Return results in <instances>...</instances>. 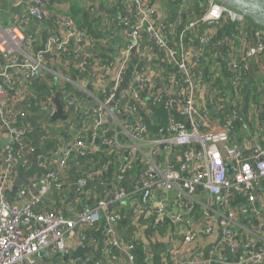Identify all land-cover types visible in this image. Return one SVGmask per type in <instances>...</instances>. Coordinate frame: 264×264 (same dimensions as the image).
<instances>
[{
	"label": "built area",
	"instance_id": "2783aa9c",
	"mask_svg": "<svg viewBox=\"0 0 264 264\" xmlns=\"http://www.w3.org/2000/svg\"><path fill=\"white\" fill-rule=\"evenodd\" d=\"M53 1L63 3V0ZM124 1L132 18L122 20V24L130 31L131 39L120 60L110 65L100 64L87 54L94 46L92 39L87 37L85 29L77 28L63 10L58 12V22L49 31L46 52L51 50L65 58L68 65H74L80 71V82L87 79L83 75L87 68L97 65L100 77L112 76L124 89L110 90L103 99L91 95L94 106L81 120L84 135L62 144L55 172L47 174L36 191L20 190L14 204L4 197L3 190L7 179L13 175V168L24 164L28 151V127L24 119L29 107L23 103L32 92L40 99L46 96L45 109L40 107L39 112L42 111L44 121L51 123L49 119L55 106L50 100L56 90L65 88L69 79L46 68L42 54L34 55L35 32L41 23L37 11L46 13L49 9L46 0H13L15 5L10 6L18 9L14 22L0 23V141L4 134L8 136L4 143L7 170L0 174V264H35L34 259L39 256L43 260L52 259L58 254L64 237L77 226L94 225L102 218L107 224L115 225L109 233V245L120 247L115 232L122 214L108 208L127 198L132 204L129 213L133 218L145 205L149 206V214L155 215L154 224L168 217L182 235L183 245L203 238L211 240L207 257L186 264H229L221 258L227 250L236 253L232 264H264V122H259V107L254 105L250 94L245 100L249 103L248 110L246 102H242V80L251 60L264 107V28L254 26L248 31L245 26L248 18L244 13L217 0H203L204 11L199 16L188 12L185 22L179 23L178 49L167 52V60L176 71L165 76L154 53L166 50L177 26H169L166 11L158 10L155 0ZM226 24L240 26L242 39L254 42L245 47L240 64L231 68L228 94L231 116L227 123H217L211 122L209 103L196 102L191 93L202 75L204 52L212 47L215 36ZM143 41L145 47L140 51ZM132 50L135 56L132 55L131 60ZM15 80L19 81L18 86L13 85ZM25 80L43 81L47 93L39 95ZM110 102H113L112 107ZM20 104L25 110L16 109ZM160 104L169 113L163 137L159 133L152 135L146 129L147 123L159 124V116H155L148 105L157 107ZM173 107H177L178 115L183 117L181 120L172 117ZM21 113L24 114L23 126L17 127L15 124ZM152 119L155 124L151 123ZM111 120L119 123L112 124ZM186 121L188 129L183 124ZM247 137L253 141L257 153L252 159L238 149ZM234 139L236 142L241 139V143L231 145ZM98 141L104 148L97 145ZM16 142L18 148L14 146ZM98 152L116 155L113 171L117 183L113 185L108 202H100L96 209L82 207L75 220L54 211H33L34 206L43 203L52 193L61 194L65 190L64 169L71 155ZM172 153L177 155L175 164L170 163ZM136 160L144 166L141 175L124 177L121 172ZM119 161H122L121 166L115 172ZM92 165L100 167L101 178L109 169V164L102 161ZM86 174L87 178L77 179L80 194L95 178L92 171ZM127 178L134 184L129 192L119 186ZM137 192H141L139 199L133 198ZM163 195L166 200L158 202V197L163 198ZM243 198L246 200L242 202ZM173 206L176 208L167 210ZM198 211H205V215ZM117 259L108 256V261ZM126 259L133 264L132 258L126 256ZM169 264L181 263L170 258Z\"/></svg>",
	"mask_w": 264,
	"mask_h": 264
},
{
	"label": "crops",
	"instance_id": "0c3cea01",
	"mask_svg": "<svg viewBox=\"0 0 264 264\" xmlns=\"http://www.w3.org/2000/svg\"><path fill=\"white\" fill-rule=\"evenodd\" d=\"M13 0H0V23H12L18 14V9L11 7L15 5ZM48 10L45 16V25L41 21L38 31L35 32V45L33 46L34 55L42 54L43 62L46 68L55 70L57 74L67 76L69 83L64 89H59L64 92L63 104L64 113L69 114V122L55 121L54 123H48L44 121V116L41 112H28L26 113V124L28 127L27 134V154L24 155V164L16 165L12 172V177L8 178L4 186L3 195L12 204L17 202V194L22 189L29 191H36L37 187L41 185L47 174L55 172V162L59 158L62 144L70 142L76 136L84 135L85 128L82 125V118L84 113L88 109L92 108L89 105L92 97L99 99V97L113 89H120L123 91V84H119L114 77H100L99 67L97 65L87 68V79L81 81L80 71L75 68L74 65H68L65 58L54 54L51 50L46 52L48 40L50 39V30L55 28L58 22V12L65 9V2H55L53 0H46ZM79 2V1H78ZM87 10V16L89 18V28L91 30H99V33L91 35L87 32V37H90L94 43L92 48L87 50V54L92 58L93 56L100 62V64L110 65L120 60L126 45L130 43L131 35L130 31L122 24V20H130L132 18L131 12L125 5L124 0H84L79 2ZM155 4L158 10L166 11L165 16L168 17L169 26H177L174 37H171V43L166 45V50L155 51L154 58L159 62L164 71V75L168 76L173 74L175 66L167 60V52H173L178 49L179 40L177 38V32L180 29L179 23H184L188 17V12L193 16H199L204 11L203 0H155ZM87 5V6H85ZM52 25V26H51ZM51 26V28H49ZM232 24H226L217 33L213 40L212 47L204 52L202 63V75L199 80L196 89L192 90L191 96L196 102H203L205 105L212 100V90L215 91L214 86L220 88L224 92H229V85L232 78V66L234 64H240L245 47L249 44H253L254 40L244 41L239 34V31H231ZM87 29L85 28V31ZM32 33V31H29ZM145 47V46H144ZM141 49V50H140ZM143 48H139L142 51ZM90 50V51H89ZM131 60L132 54L130 52ZM151 60V58H148ZM77 73V74H76ZM185 75L183 76V79ZM99 79L101 81H99ZM91 81V84H90ZM78 84L80 87H76ZM40 87L44 92L45 83L39 82ZM227 88V91L224 90ZM243 96L242 102H246L247 95H251L254 99L256 93L260 98L262 91L258 86V80L256 78H249V75L242 80ZM55 90V89H54ZM92 95V97H91ZM71 102V103H70ZM247 103V102H246ZM209 105V104H208ZM262 106V105H261ZM171 115L174 119L181 120L183 117L178 115L177 107H173ZM17 110H25V106L16 105ZM73 110V111H72ZM177 110V111H176ZM259 113L262 114L260 123L264 122L263 108L259 107ZM153 120H151L152 124ZM186 125L185 122H183ZM2 126L0 116V127ZM264 130V129H263ZM103 133V130H102ZM264 133V131H263ZM8 140V136L4 134L0 141V174H4L6 169L4 159V143ZM241 143V139H238L236 144ZM253 141L250 137H247L241 145L245 149L244 155L249 159H252L257 153L254 150ZM97 145L104 148L97 142ZM197 151V149H196ZM195 152V151H190ZM125 156V155H124ZM170 163L175 164L177 155L172 153L170 155ZM50 162V163H49ZM46 163V164H43ZM98 163V162H97ZM122 161L116 163L115 172L118 166H121ZM112 170V168H111ZM95 173V178L89 181L86 190L80 194V188L77 182V175L81 172ZM100 167H95L92 163H88L84 166L67 165L64 169V179L66 181V188L61 194L52 193L43 201L44 211H54L58 215L75 220L77 213L82 207L89 209H96L100 202H108L109 198L114 190L113 185L117 183L115 181L114 171L110 174L108 180L101 178ZM120 184V183H119ZM117 185V184H116ZM264 188L262 189V193ZM260 195V193H259ZM136 198V197H135ZM166 200L158 197V202ZM135 201V200H132ZM130 200L123 199L120 202L113 203L109 206L108 210L112 212H121L122 214H129L131 210ZM201 209L200 206H198ZM176 206L167 207V210H173ZM201 215H205V211H198ZM164 217V215L162 216ZM170 220L168 217H165ZM134 221V218H132ZM171 221V220H170ZM115 229L111 223L107 224L102 218L98 223L87 226H77L73 232L65 236L60 244L61 256H54L52 259L43 260L38 258V262L35 264H130L126 258L109 260L106 254V250L111 249L109 245V233ZM115 239L122 243L124 240L123 232H115ZM208 238V237H207ZM211 247V240L203 238L194 244L183 245L180 242L173 243L168 248V255L166 258H171L173 261L181 264H186L191 261L202 260L208 256V251ZM40 257V256H39ZM235 252H226L221 256L223 261L232 264L231 261L235 259ZM162 264H169L166 259H163Z\"/></svg>",
	"mask_w": 264,
	"mask_h": 264
},
{
	"label": "trees",
	"instance_id": "16d2710c",
	"mask_svg": "<svg viewBox=\"0 0 264 264\" xmlns=\"http://www.w3.org/2000/svg\"><path fill=\"white\" fill-rule=\"evenodd\" d=\"M67 5L65 9H67V16H70V18L73 20L74 25H76L77 28L81 29H87L86 33L88 32L90 35L91 33L94 34L93 31L96 33H99V30H91L89 28V18L87 16V10L80 5L77 0H63ZM87 6V5H85ZM245 26L248 27V31H251V27H256L254 23L250 19H248V22L245 23ZM240 26L238 25H232L231 31H239ZM71 59V57H68ZM77 74V73H76ZM87 78V72L83 74ZM27 86L35 87V90L38 93H43L42 88L40 87L39 83L40 81L34 83L29 82L28 80H25ZM13 85L18 86L19 81L15 80L12 82ZM214 90H212V102L209 103V117L211 119V122H221V123H227L228 118L231 116V110L232 107L229 104L227 88H224L227 92L222 91L220 88H217L214 86ZM107 95V92L102 94L100 96L101 99L104 98V96ZM254 99L257 101V103H254L255 106L263 108L264 113V107L260 105V98H258V95L256 93V96ZM40 97L37 95V93H29L28 98L26 101H24V105L28 106V112H39L40 110ZM249 103L245 104L246 110H248ZM213 112H212V111ZM27 112V113H28ZM22 116H19L17 119V122L15 126L22 127L23 126V117L24 114L21 113ZM262 114L259 113V119L261 120ZM24 122L26 123V120L24 119ZM232 121L231 123H233ZM87 136V135H86ZM18 142L14 145L16 148H18ZM231 145L236 144V140L230 141ZM116 155L113 153L111 155H105L102 152H98L95 154L86 153L85 156H75L71 155L69 157L68 165L72 164L75 166H84L88 163H97L99 161H102L103 164L108 163V170L104 172L103 179L106 181L109 179L111 171L113 173L114 163H115ZM127 170L121 172V174L124 177L129 176H137L139 177L141 175L142 170H144V166L141 165L140 160H136L131 165H129ZM112 168V170H111ZM87 178V174L84 172H81V174L77 175V179ZM134 184L128 181V178L125 179L123 182L119 184V186H122L124 189H126L128 192L132 191L134 189ZM66 188V181L65 186ZM85 190V188H84ZM141 195V192H137L133 194V198L139 199ZM246 199L243 198L242 202ZM43 203H39L37 206L33 207V211L35 213H39L44 211L43 209ZM145 205V208L141 210V213L134 218V221H132V215L130 214H122V217L119 221H117L116 229L117 231L123 232L124 240H122V243H120V247H113L108 251L109 257H115L118 259L126 258V256L132 258L133 264H162L163 259H166V261L169 263L170 258H166L168 255V248L176 242H182V235L176 231V228L174 225L167 219L163 218V220L159 221V223L154 224L155 215L149 214V206ZM81 211V209H80ZM230 252L227 250V253Z\"/></svg>",
	"mask_w": 264,
	"mask_h": 264
},
{
	"label": "water",
	"instance_id": "95a60500",
	"mask_svg": "<svg viewBox=\"0 0 264 264\" xmlns=\"http://www.w3.org/2000/svg\"><path fill=\"white\" fill-rule=\"evenodd\" d=\"M218 2L226 5L227 7L244 13L245 16L252 21L257 27L264 28V0H217ZM38 19L42 21L43 27H45V16L47 13L38 10ZM145 41H143L141 48L144 47ZM132 55L135 56V50H132ZM248 75L249 78L254 79L255 76L253 74V71L251 69V60H249L248 63ZM63 97L64 92L60 90H56L54 92L53 98L50 100L54 106L55 111L50 115V122L54 123L55 121H61L63 123L67 122L69 120V114L64 113V104H63ZM142 97L146 99V96L142 94ZM40 107L41 109H45V103H46V96L41 98L40 101ZM113 102L109 103V106L112 107ZM89 105L92 107L94 106V102L90 101ZM148 109L152 111V113L155 116H159V124L156 126H151L150 124H146V129L152 133V135H156L157 133L160 134L161 137L165 136L166 133V125L168 123V111L167 109L162 105H158L157 107H153L151 105H148ZM143 116V114H141ZM186 128H189V122L186 121ZM98 133H100V130H98ZM239 151L241 153H245V150L242 146H239ZM256 153V152H254ZM62 253L57 254L56 256H61ZM38 258L42 259V256L36 257L34 259L35 263L38 262ZM234 261V259H233ZM232 262V261H231Z\"/></svg>",
	"mask_w": 264,
	"mask_h": 264
},
{
	"label": "rangeland",
	"instance_id": "374dc122",
	"mask_svg": "<svg viewBox=\"0 0 264 264\" xmlns=\"http://www.w3.org/2000/svg\"><path fill=\"white\" fill-rule=\"evenodd\" d=\"M110 122H111L112 124H114V123H117V124H118V123H119V122H116V121H113V120H111Z\"/></svg>",
	"mask_w": 264,
	"mask_h": 264
}]
</instances>
